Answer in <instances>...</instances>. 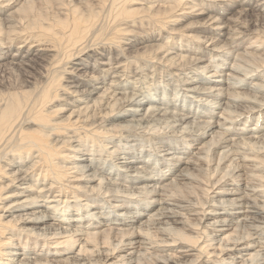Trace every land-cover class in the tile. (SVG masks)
<instances>
[{"label": "bare ground", "instance_id": "obj_1", "mask_svg": "<svg viewBox=\"0 0 264 264\" xmlns=\"http://www.w3.org/2000/svg\"><path fill=\"white\" fill-rule=\"evenodd\" d=\"M128 1L0 0V264H264V0H158L139 18ZM186 10L200 28L173 38ZM135 26L151 33L125 44ZM187 68L205 104L177 92Z\"/></svg>", "mask_w": 264, "mask_h": 264}, {"label": "rangeland", "instance_id": "obj_2", "mask_svg": "<svg viewBox=\"0 0 264 264\" xmlns=\"http://www.w3.org/2000/svg\"><path fill=\"white\" fill-rule=\"evenodd\" d=\"M161 1V0H160ZM159 1V3H158V0H130V1H128L126 4H124L123 5V7L124 8H126V9H133V10H135V12L134 13H132V15H135V18H139L140 16H142V15H144L145 13H147L148 11H152V10H156V9H159V8H161L162 7V3ZM163 1V0H162ZM196 1H199V0H196ZM213 1H218V3H220L221 4V6L223 5L222 3L224 2V1H226V2H231L230 0H207V2H213ZM235 1H237V0H235ZM158 3V4H157ZM257 3V0H251L250 1V3H249V5L246 7L247 9H249V11H252V9H255L254 7H255V4ZM166 4H168V3H165V5ZM217 4H215V6H214V8H216L217 6H216ZM239 6V5H238ZM238 6H235L234 7V10L236 11V10H238L239 9V7ZM235 11H232V12H229L227 15H224L225 16V18L227 19L228 17H230V19H235L238 15H236L235 14ZM178 14L180 13V12H177ZM199 13V11H193V10H186L185 12H183V14H180L179 15V20L177 21V22H175L172 26H171V28L173 29V31H172V36H173V38H176L178 35H180V34H185V33H191V34H197V33H195L196 31H197V28H200L199 27V23L201 22V15L200 14H198ZM225 19V20H226ZM229 19V20H230ZM228 20V21H229ZM129 25H132V23L129 21ZM125 26V25H124ZM134 30H137V32H135V33H133V34H130V35H128L127 36V39L125 40V44H127V43H129L130 41H139V40H142L144 37H146V36H148L150 33H151V28H149L148 26L147 27H143V28H139L138 29V27H134L133 28ZM254 29V28H253ZM167 34L164 32L163 33V36H166ZM221 38H223V37H221ZM255 38V35H250L249 37H245L242 41H241V43H243V45L241 46V47H239L238 48V50L240 51V50H242L247 44H249L250 42H251V40H253V39ZM164 41V40H163ZM258 38H257V40L255 41V42H251L252 43V45H251V47H253V46H256L257 44H258ZM20 42H15L14 43V46H16V45H18ZM136 43V42H135ZM238 43V42H237ZM205 45V44H204ZM203 45V46H204ZM128 46V45H127ZM206 47H208V46H206ZM135 48V47H134ZM205 49V48H204ZM207 49H209V47L207 48ZM228 49H235V47H234V45H231V47L230 48H228ZM131 51L132 50H134L133 49V47L130 49ZM143 51V49H141V50H139V52H142ZM222 51L223 50H221L220 52H217V53H219V54H221L222 53ZM135 65H133L132 67H134ZM186 69V68H185ZM90 69H88V71H89ZM200 72V71H199ZM196 73H198V72H196V70H192V69H190V68H187V70H185V71H181L180 73H179V76L180 77H184L185 78V80H184V82H180L179 81V85H178V87H177V92L179 93V94H181V95H185V96H187V97H189L190 99H193V101H190L191 103H193V105L194 104H197L198 103V101H197V103H196V97H197V99H199L201 96H204V94H202L201 92H199V93H195V92H187L186 91V89L187 88H189V86H191L192 85V83H190V82H188L192 77H194V74H196ZM201 75H204L203 73H201ZM130 76V75H129ZM192 76V77H191ZM129 79H131V77H128ZM215 76H211V80H215ZM176 79V77H172L170 80L173 82V80H175ZM234 81H236L237 82V80H234ZM219 82H220V80H219ZM254 82V80L253 81H250V83H248V85H251L252 83ZM245 82H240V84H244ZM247 90V89H246ZM171 93H172V90H171ZM150 94V93H149ZM258 95H261V94H259V93H257ZM64 95H66V92H64ZM157 95V94H156ZM151 96V95H150ZM154 97V96H153ZM170 98L172 97V95H170L169 96ZM205 98V97H204ZM200 103H198V104H205L206 102H203V101H199ZM221 104L218 106H215L214 107V112L215 113H217L218 115L222 112V114L224 115V112H223V108H224V104H223V102H225V99H222L221 101ZM62 104L63 103V101L62 100H58L57 102L55 101L54 102V104ZM230 103H232V102H230ZM143 106H141V109H143V110H145L146 109V107H147V104H146V102H143ZM186 105H188V103H186ZM63 106H66V112H63V113H65V115H67L68 113H69V110H67V109H69L70 107L68 106V105H63ZM145 108V109H144ZM256 109V108H255ZM206 110H207V108H206ZM258 111V113L260 114V110H257ZM198 119V121H204V120H207V118L206 117H203V116H198L197 117ZM58 121H60V118H58ZM61 123H63V122H61ZM249 125V126H248ZM243 125H241L240 123H237V124H235V127L236 128H241ZM257 126L256 125H254L253 124V122H249L247 125H246V127H245V129H252V128H256ZM224 128H226V125H224ZM215 130H217V128H215ZM195 135H197V134H195ZM183 137H185L186 138V141L184 142V143H188V141L190 142V137H188L187 135H185V134H181L180 136H177V138H174L175 140H176V142H178V143H181L182 141H184V140H182V138ZM147 138H149V137H147V136H145L143 139H147ZM171 138V137H170ZM140 139H142V138H140V137H138V136H135V138H128V139H126V142H128V143H134L135 145L136 144H139L140 142H139V140ZM89 145H91V143H89ZM149 145H150V147H149V149H148V153H150V154H152V155H154V154H157V155H160V153H161V157H163V156H165L166 154H165V149L162 147L161 149L162 150H160L159 148H155V149H153V146H154V144H150L149 143ZM199 147V144H196L194 141H192V143H191V147L190 148H188V147H184V146H178V149L179 148H181L182 150H181V152H183V153H185V151L186 150H191L192 152H194L195 151V147ZM126 147H129V148H126ZM90 147H88V149H89ZM132 148H133V150L134 151H132ZM132 148H131V146L128 144V145H126V146H124V147H122V149H121V154L125 157V158H128L129 160L130 159H132L131 161H133L135 158L134 157H132L133 155H138V153H139V151L140 150H136V147L135 146H132ZM138 149H139V146L137 147ZM166 148V147H165ZM147 149V148H146ZM86 151V150H85ZM134 152V153H133ZM143 154V151L141 152V153H139V155H142ZM75 155H77L76 157H81L82 159L83 158H86L87 157V155H84L83 154V152L82 153H75ZM103 155H104V153H103ZM179 156H181L182 158H184L185 156H189V155H187V154H180ZM97 157V156H96ZM105 156H103V158H104ZM116 159V157L115 158H113V160H115ZM84 160V159H83ZM83 160H81V161H83ZM116 162H117V160H116ZM115 162V163H116ZM96 163V162H95ZM250 165H254V164H256V162H254V161H249L248 162ZM107 165V162H105V164H104V166H106ZM118 165H115V166H113L111 169L112 170H115V168L117 167ZM101 167V166H100ZM158 167H159V169H158ZM102 168V167H101ZM156 169H158L159 171L160 170H163L164 168L163 167H160V166H156ZM166 171V170H165ZM255 173H256V175H257V177H259L260 179H264V163H262V164H259L258 165V170H256L255 171ZM230 180H232V181H235L236 183H238V182H241L242 181V179H239V177H238V174H236L233 178H228V181H230ZM73 182V181H72ZM249 185H258V182H257V180H255V179H249L248 180V186ZM216 187H218V186H216ZM219 188H217V189H215V190H218ZM258 190V189H257ZM262 191H259V193L260 192H263L264 193V187L261 189ZM222 191H224V190H222ZM211 194V196H214L212 193H210ZM220 195H222V194H220ZM80 196H82V195H80ZM260 198V197H259ZM262 200L264 199V196H262V198H261ZM152 203V202H151ZM44 204V203H43ZM143 205H144V203H143ZM142 204H140L139 206V209H141V206H143ZM105 206H106V204H105ZM157 208V207H156ZM155 208V209H156ZM154 211V210H153ZM152 211V212H153ZM118 217V216H117ZM74 227V226H73ZM224 226H222V228H223ZM81 229H82V227H81ZM103 229V228H102ZM262 230L264 231V226H263V228H262ZM208 232H212L213 233V235H214V233H220V231H216V229H214V228H211V229H208L207 230ZM229 231H231V230H227V233L229 232ZM115 235V237H118V235H116V234H114ZM110 236H113V233H111L110 234ZM24 238V237H23ZM23 238L21 239V241L23 240ZM214 238V237H213ZM215 238H218L217 236H215ZM126 238H124L123 240H125ZM257 239H259V240H264V233H262L260 236H259V238H257ZM33 243V242H32ZM35 246H38L39 247V253H41V254H44V253H47V251H48V249L50 250L49 252L50 253H52V251L53 250H51L50 249V246H48V245H45L43 248H42V246H40L39 244H36ZM177 246V245H176ZM176 246H172V247H174V248H176ZM163 248V247H162ZM136 250H137V247H136ZM63 251H67V249L66 250H64L63 249ZM155 252H157L158 253V251H160V249H157V251L156 250H154ZM194 252V251H193ZM262 253L264 254V249H262ZM69 254H71L70 252H68L67 254H66V256H69L70 257V255ZM179 254V253H178ZM182 256V258L183 259H191L192 258V256H190V255H181ZM204 259L206 258L205 256H202ZM213 258H215L214 256H213ZM204 259L203 260H200L198 263H203V264H210L209 263V261H204ZM260 263V262H259Z\"/></svg>", "mask_w": 264, "mask_h": 264}]
</instances>
